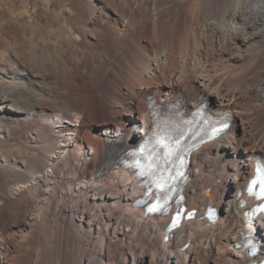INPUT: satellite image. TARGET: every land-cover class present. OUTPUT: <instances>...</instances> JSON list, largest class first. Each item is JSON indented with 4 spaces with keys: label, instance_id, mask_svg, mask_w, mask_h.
I'll return each mask as SVG.
<instances>
[{
    "label": "bare ground",
    "instance_id": "6f19581e",
    "mask_svg": "<svg viewBox=\"0 0 264 264\" xmlns=\"http://www.w3.org/2000/svg\"><path fill=\"white\" fill-rule=\"evenodd\" d=\"M150 96L231 112L167 238L120 166ZM262 151L264 0H0V264H248L239 191ZM257 234L264 253V216Z\"/></svg>",
    "mask_w": 264,
    "mask_h": 264
},
{
    "label": "rangeland",
    "instance_id": "374dc122",
    "mask_svg": "<svg viewBox=\"0 0 264 264\" xmlns=\"http://www.w3.org/2000/svg\"><path fill=\"white\" fill-rule=\"evenodd\" d=\"M153 99H154V97H153ZM176 99H179V100H181L182 101V98L180 97V96H177L174 100H176ZM154 101H155V104H160V103H158L157 101H156V99H154ZM258 151H261V150H258ZM263 152V151H262ZM264 153V152H263Z\"/></svg>",
    "mask_w": 264,
    "mask_h": 264
},
{
    "label": "snow or ice",
    "instance_id": "6c2138e0",
    "mask_svg": "<svg viewBox=\"0 0 264 264\" xmlns=\"http://www.w3.org/2000/svg\"><path fill=\"white\" fill-rule=\"evenodd\" d=\"M162 146H166V145H163V142H162ZM253 185H255L257 183V181L254 179L252 182H251Z\"/></svg>",
    "mask_w": 264,
    "mask_h": 264
}]
</instances>
